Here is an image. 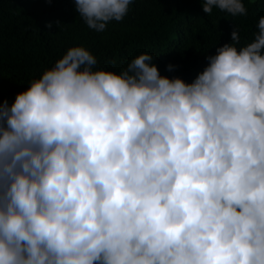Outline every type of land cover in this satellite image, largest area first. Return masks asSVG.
<instances>
[{
    "label": "clouds",
    "instance_id": "9594fccd",
    "mask_svg": "<svg viewBox=\"0 0 264 264\" xmlns=\"http://www.w3.org/2000/svg\"><path fill=\"white\" fill-rule=\"evenodd\" d=\"M130 3L75 0L97 32ZM257 27L239 49L233 30L190 83L148 53L94 70L73 46L0 102V264H264V16Z\"/></svg>",
    "mask_w": 264,
    "mask_h": 264
},
{
    "label": "trees",
    "instance_id": "16d2710c",
    "mask_svg": "<svg viewBox=\"0 0 264 264\" xmlns=\"http://www.w3.org/2000/svg\"><path fill=\"white\" fill-rule=\"evenodd\" d=\"M243 2L246 13L232 16L216 8L206 13L201 0H132L122 20L97 32L79 16L75 0H0V102L10 106L73 46L96 57L94 70L120 73L148 53L162 76L190 83L209 56L232 43L233 30L238 49L254 40L264 0Z\"/></svg>",
    "mask_w": 264,
    "mask_h": 264
}]
</instances>
